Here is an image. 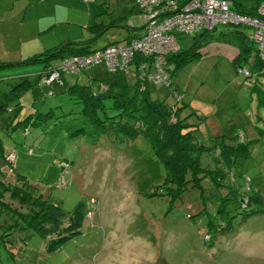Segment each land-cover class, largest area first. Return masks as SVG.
I'll list each match as a JSON object with an SVG mask.
<instances>
[{
    "label": "rangeland",
    "instance_id": "374dc122",
    "mask_svg": "<svg viewBox=\"0 0 264 264\" xmlns=\"http://www.w3.org/2000/svg\"><path fill=\"white\" fill-rule=\"evenodd\" d=\"M56 1L58 23L52 32L38 27L51 16L41 11V5L49 8L47 0H0V11L8 8L0 14V60L20 59L58 40L85 39L93 34L92 24L99 22L106 25L92 38L93 47L108 40L123 41L126 24L143 22L134 0ZM179 41L186 47L190 37ZM202 53L172 75L186 103L180 116L197 126L194 134L206 144L220 133L225 138L238 135L254 140L251 155L230 172L220 170L219 181L207 175L201 190L190 186L174 203L166 194L170 184L164 183V166L144 137L127 143L108 135L94 137L88 118L80 113L81 103L57 83L35 82L18 104L9 89L25 76L36 81L43 63L0 66V104L4 106L0 108V149L15 151L16 172L26 175L37 191L65 211H71L79 200L87 204L92 196L97 200L80 233L50 252L44 241L51 235L44 238L33 228L15 224L17 216L3 209L0 264H264V105L258 103L252 81L235 70L230 52L211 44L202 47ZM245 64L250 66L249 61ZM95 66L68 75L67 81L76 79L94 87L100 79L113 76L101 64ZM252 73L264 91V74ZM127 75L134 79L131 73ZM157 96L172 100L166 85L158 87ZM31 110H50L51 116L29 125L27 131L14 126L13 121ZM79 127L84 132L71 135ZM196 155L205 167L221 165L212 150ZM64 160L69 170L61 180ZM246 183L256 188V198L246 209H259L250 214L244 213L239 202ZM11 203L19 206L17 201Z\"/></svg>",
    "mask_w": 264,
    "mask_h": 264
},
{
    "label": "trees",
    "instance_id": "16d2710c",
    "mask_svg": "<svg viewBox=\"0 0 264 264\" xmlns=\"http://www.w3.org/2000/svg\"><path fill=\"white\" fill-rule=\"evenodd\" d=\"M134 1L142 14L141 6L136 0ZM261 1L231 0L230 7L240 13L258 17L264 21V13L259 11ZM144 23L143 18V22L139 25L126 24L128 33L123 41L108 40L102 46L93 47L91 45L92 38L98 35L103 26L106 25L102 22L94 23L92 24L93 34L85 39L70 38L41 51L29 53L17 60H0V66L37 61L43 63L36 81L33 82L25 76L11 86L9 90L12 93V99H16V103L20 104L22 94L35 82L40 80L43 84H47L43 82L45 73L50 67L57 65L61 59L71 55L88 54L109 44L129 43L140 35ZM254 29L255 26L250 23L228 21L211 28L202 27L192 32L179 30L176 31L178 48L166 52L162 62L156 66H154V55L135 53L134 64L142 59L147 62L142 78L131 68L128 72L119 69L115 71L106 69L113 76L100 79L92 87L89 83H82L77 80L69 83L64 79V75L77 72H62V84L53 81L47 85L52 83L62 85L63 90L69 94L70 98L81 103L80 113L88 118L94 137L108 135L112 140L119 143L132 142L138 136L144 137L148 142L149 149L164 166L166 172L164 183L170 184L167 185L166 194L170 202L174 203L190 186H195L201 190L202 180L207 175L214 181H219L223 177L219 173L220 170L226 169L230 172L237 163H241L243 158L251 155L250 151L254 139L244 136L238 137V135L225 138L222 133L211 137L209 144L198 139L194 134L197 126L188 121L187 116H180L181 108L186 103L181 99L183 94L178 90V86L173 83L172 75L180 66L200 58L203 54L202 47L205 48L212 44L213 47H217L223 52L231 53V62L235 70L244 74L246 80L252 81V87L258 91V103L264 105L263 88L258 83V79L252 75V72L264 74V55L259 49L258 42L254 39ZM185 36L190 37V44L182 47L179 39ZM248 61L250 62L249 67L245 64ZM156 68H162L165 71L164 80L154 81L149 77V74ZM127 73H131L134 79H130ZM161 85L168 86V95L172 97V100L167 99L168 96L163 98L157 96L158 87ZM107 100H109L108 103ZM3 107L0 104V108ZM11 109L12 106H9L8 110ZM50 116V110L44 112L31 110L12 123L14 126H22L27 131L29 125H37ZM172 116L176 117V120H173ZM82 132H84V128L79 127L72 131L71 135ZM204 150H212L217 153L221 163L220 168L211 169L203 166L196 153ZM11 153L14 157L9 159ZM0 154L3 160H6L5 162L0 158V211L3 209L11 210L17 216L15 224L21 223L23 228H33L44 238L51 235L44 241V247L49 252L59 248L69 238L80 233L85 219L89 218V222L97 207L96 197H90L88 204L79 200L71 211H65L59 203L51 200L48 195L45 196L42 192L37 191V187L32 185L33 182L26 175L16 172L12 163L16 157L14 150L4 153L0 149ZM63 163H67L66 169H63ZM68 167L69 162L64 160L61 163V177L63 176L61 180L64 179V174L68 172ZM246 184L247 186L240 192L239 202L244 213L250 214L259 209H246L251 199L256 198L254 193L256 188H252L250 183ZM16 201L19 206L11 203ZM88 210L92 211L90 217L87 216ZM187 216L190 217L192 214L187 212ZM208 224L209 226L212 225V220H209ZM90 225L93 223L90 222ZM206 235H208L206 238L210 236L209 234Z\"/></svg>",
    "mask_w": 264,
    "mask_h": 264
},
{
    "label": "built area",
    "instance_id": "2783aa9c",
    "mask_svg": "<svg viewBox=\"0 0 264 264\" xmlns=\"http://www.w3.org/2000/svg\"><path fill=\"white\" fill-rule=\"evenodd\" d=\"M136 1L141 6L145 20L139 36L126 44H109L88 54L67 56L61 59L57 65L49 68L43 77V82L48 84L55 81L62 84V72H78L98 64L104 65L110 71L119 69L128 72L132 69L142 78L147 62L142 59L134 64L133 58L136 52L154 55V66H156L162 62L166 52L178 48L176 31L192 32L202 27L211 28L228 21L235 23L242 21L255 26L254 39L258 42L259 49L264 55V21L232 9L230 7L231 0ZM259 11L264 13V0L260 2ZM165 76L166 73L162 68H156L149 74V77L154 81L164 80ZM13 157L14 155L11 153L9 159ZM62 166L63 169H66L67 163H63ZM91 215L92 211L88 210L87 216ZM207 236L205 235V237Z\"/></svg>",
    "mask_w": 264,
    "mask_h": 264
},
{
    "label": "crops",
    "instance_id": "0c3cea01",
    "mask_svg": "<svg viewBox=\"0 0 264 264\" xmlns=\"http://www.w3.org/2000/svg\"><path fill=\"white\" fill-rule=\"evenodd\" d=\"M53 5V7H51ZM58 2L56 1V0H47V2H46V6L47 7H49L48 9H46V10H44V8H43V6L41 5V11H49V13L48 14H50L51 16H49L48 18V21L47 22H40V23H38V27H39V30L40 31H44V30H46L47 29V31H49L50 29H52V32H53V30H54V28L57 26V23H58V12H59V9H58ZM8 8H4L2 11H0V14H3V12L5 11V10H7ZM61 10V9H60ZM45 13H47V12H45ZM56 13H57V16H56ZM41 15H44V12H42V13H39L38 14V16H41ZM61 41L60 40H58V41H56V42H53V43H51L50 44V46H48V47H46V48H49V47H51V46H54V45H56V44H58V43H60ZM46 48H44V49H46ZM43 50V49H42ZM35 52V51H34ZM96 67V66H95ZM94 66L93 67H91L89 70H92V69H94L95 68ZM89 70H86V71H89ZM74 74V73H73ZM68 75H71V74H66V75H64L65 76V80L67 81V76ZM75 79V78H74ZM76 80V79H75ZM75 80H73V81H71V82H74ZM68 82V81H67ZM70 82V83H71Z\"/></svg>",
    "mask_w": 264,
    "mask_h": 264
}]
</instances>
